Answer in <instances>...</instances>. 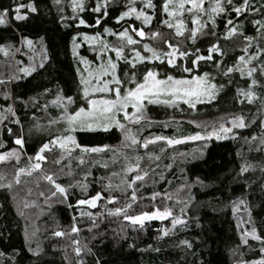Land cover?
Masks as SVG:
<instances>
[{
  "label": "trees",
  "instance_id": "1",
  "mask_svg": "<svg viewBox=\"0 0 264 264\" xmlns=\"http://www.w3.org/2000/svg\"><path fill=\"white\" fill-rule=\"evenodd\" d=\"M133 1L84 0L81 10L70 0H0V13L8 10L0 23V155L7 156L0 160V264H264V0H220L223 12L207 0L195 13L198 23L183 13L179 35L164 23L165 0H152L151 8ZM21 4L26 19L17 20ZM130 8L150 23L142 27L133 14L121 19ZM126 29L135 36L142 29L145 38L111 59L120 90L151 70L160 79L207 76L216 97L195 107H150L123 128L77 130L75 147L50 153L41 173L17 175L44 144L67 134L56 123L65 99L73 100L70 112L89 106L81 59L97 60L78 45L80 36L101 37L110 48ZM143 43L159 58L150 60ZM169 45L173 64L165 59ZM135 51L145 59L136 62ZM97 193L95 206L78 203ZM117 208L123 211L115 214ZM156 210L172 216L143 224L124 218Z\"/></svg>",
  "mask_w": 264,
  "mask_h": 264
},
{
  "label": "rangeland",
  "instance_id": "2",
  "mask_svg": "<svg viewBox=\"0 0 264 264\" xmlns=\"http://www.w3.org/2000/svg\"><path fill=\"white\" fill-rule=\"evenodd\" d=\"M83 1L84 0H70L72 9L80 8L79 6L74 7V4L80 5L83 3ZM108 1H111V0H99V4L101 6H104L107 4ZM206 1L207 0H203V4ZM135 2H136V0L133 1V3H135ZM178 3H179V0H172V2L169 4V10L174 11L175 15L174 16L168 15L169 17H168L167 21L175 29H177V27L182 24V27H181V34H182L184 32V24H183V20H182V15L185 11L189 12L188 9L191 8V4L185 3L184 8L180 9L178 7ZM144 4H146V6H147V1L144 2ZM140 12H142V11H140ZM198 12H200V10L192 9V11L190 13L195 14ZM137 13L138 12L136 11V12L130 13V15L133 14L134 17L137 18ZM191 19H192V22L194 19L197 20L196 14L194 16H192ZM139 20L143 23L141 25L142 27H146L150 23L149 22L148 24H145L143 16H141L139 18ZM126 30H128V34L131 35L133 37V39L136 41H137V36L139 38H142V39L145 38V35H144V37H140L139 35L135 36L129 32V29H126ZM117 37L119 39V41L116 42V43H118V46L110 47V48L107 47L105 40H103L101 37H96V36H91V35H81L79 38L80 41H79L78 45L80 46L81 44H86L88 46V50L94 54V56L97 60L96 63H92L87 58L81 59L82 60L81 63H82V67H83V72L81 74V81L83 80L85 82V83H82L83 93H84V89L87 88L88 92H89V94H88L89 100L99 101V100H106V99L107 100H115L116 99V95H115V91H114V89L116 87H113V88L111 87L112 83L114 82L113 81V75H112L113 69L111 67V64H114V62L111 59L120 60V58H122L124 49H126L127 51H130L129 49H131L132 45H133V44H127L126 39L121 38L119 36V34L117 35ZM142 45H143L142 46L143 50H145L146 52H149L148 50L145 49V45H148V44L143 43ZM75 46L73 47V49H75ZM148 47H149V45H148ZM116 48H120L122 50L121 55L119 57H117V54L115 51ZM109 50H111V51H109ZM131 50H133V49H131ZM110 52H112V53H110ZM171 52H173V50H171ZM134 54H135L134 57H136V58L133 57V59L137 62V60H139V58H137V51H135ZM167 54L165 56L166 60H168L170 58ZM149 55H150V58H149L150 60L153 59L154 57H158V55L156 53L154 56L152 51H150ZM175 56L176 55L174 54V57H171V58L174 59ZM110 62H111V64H110ZM193 77H199V76H193ZM193 77L190 79H186V80H192ZM201 77H204V85L203 86L206 87L208 89V91L212 94V97H214L216 95V93L218 92L216 86L214 88L212 87L213 83L209 80V78L207 76H201ZM157 79H160V78L157 76ZM166 79L167 78H163L160 80H166ZM105 81L108 82L109 88L113 89V91H109V92L94 91V89H96L98 87H102ZM137 83H143V80L140 82L134 83L133 86H131L129 88L121 90V96L125 95L127 90L134 89L136 87ZM186 87H196V85L194 83V84L188 85ZM191 99L193 100V103H195V105H197L198 103H201V102L211 101L213 98H210L208 95H204L200 98L199 101H197L194 97ZM165 101H168V102L166 103ZM72 103H73L72 99H65L64 100L65 110H61V113L59 114L58 118L56 119L57 120L56 123H58L60 125L59 127H57L58 131L61 130V132H67V134L64 136H58V137L52 139L51 142L46 143L49 145V149L46 150L44 153H42V155L44 157H46V159L37 160L36 159L37 154H36L33 161L30 162V168L29 169H20L18 171L17 175L31 174L32 172L40 171V169L43 168L46 164H50V156H49L50 153H55V152L57 154L59 152H62L63 154L67 153L71 148L75 147L76 142H75L74 132L77 130L92 132V131L107 130L111 127L119 128V126H117V124H116L117 120L123 126H127L130 123L137 122V117L140 116L141 114L145 113L150 107H157V106H160L163 104L166 106H169V107L176 106L180 103H184V104H187L188 106H190V104L184 102L183 98H174L170 94H164V93H161L158 95H152V96H149L148 98L143 99L141 102V107L139 108V110L134 109L132 107V105L129 104L127 108L122 109L120 111L113 109V113L109 114V113H104L102 111V109L104 107L103 105H97L93 108V114L92 115L81 117V119L86 121V123H89L92 125V127L89 128L87 126H81L79 122L75 125H70L68 123L67 117L76 112V111L75 112L69 111V108H70ZM89 108H90V105L88 106L87 109H85V111L88 112ZM125 112L128 113L127 118L125 117ZM109 116H114V119H107L106 117H109ZM128 120H130V121H128ZM126 121H128L127 125L125 123ZM240 123H241L240 121H236V122L231 121V124L233 126H238ZM105 125L107 126L106 129H105ZM231 127H232L231 125H226V126H224V130L230 132L232 130ZM220 130H221V128L218 131H220ZM214 134L216 136L219 135L218 132H215ZM68 137H71L72 139H68ZM130 138H131V141L134 140L133 134H130ZM61 144H63L64 146L61 147ZM39 150H38V152H39ZM37 163L40 164V168H38V169L34 167V165H36ZM119 165H121V164H119ZM117 168L120 169L122 167L117 166ZM126 168L130 169V168H128V166ZM39 173H41V171ZM49 182L52 183V185L55 187L56 183L54 181L51 180ZM171 216L172 215L170 213V215H166L163 219L154 218L151 220H164V219L169 218ZM146 221H149V220H145L144 222H146ZM138 224H140V223H138ZM259 262L264 263V259L259 261Z\"/></svg>",
  "mask_w": 264,
  "mask_h": 264
},
{
  "label": "snow or ice",
  "instance_id": "3",
  "mask_svg": "<svg viewBox=\"0 0 264 264\" xmlns=\"http://www.w3.org/2000/svg\"><path fill=\"white\" fill-rule=\"evenodd\" d=\"M171 2H172V0H165L163 8H164V11L169 16H174L175 12L169 10V4ZM230 2H231V0H229V3ZM185 3H190L191 4V8L188 9L189 12H191L192 9H197V10H201V11L203 10L202 9L203 0H179L178 7L180 9H183L184 6H185ZM77 6H79L81 8V10L83 9V5L82 4H80V5H75L74 4V7H77ZM147 6L150 7V8L153 7L152 0H147ZM244 6H247V0H245V5ZM23 7H25V6L23 4H21V5H18L14 9V11L16 13L15 19H17V20L26 19V15H21L20 14V9L23 8ZM28 7L30 8L31 11H33V12L36 11L35 7H33L32 5H28ZM224 10L225 9L220 4V0H217L216 7H214L212 9V11L213 12H223ZM7 11L8 10L5 9L3 13H0V23H4V17L7 15ZM94 11L99 12L100 11V6L98 5L94 9ZM235 11L237 13H239L241 11V9L240 8H236ZM133 12H136V9L135 8H130L129 11L128 12H124L120 18L123 19V17H126V16L130 15V13H133ZM141 16H143L145 24H148L150 22V20H151L150 16L146 15L143 12H138L137 13V19H139ZM80 23L83 24L84 21L81 20ZM97 23H99V20H97ZM164 23L167 24L168 27H172V25L170 23H168V21H165ZM193 23L194 24L198 23V21L196 19H194ZM228 23L231 24L232 22L229 21ZM181 27H182V24L180 26H178L177 29H176L178 35L181 34ZM235 32H236V29L235 28H231L229 30L228 35L231 36ZM136 34L139 35L140 37H144V35H145V33H144V31L142 29L137 30ZM153 35L155 36L157 34L154 33ZM195 35H196V30L193 29L192 30V36L194 37ZM119 36L121 38L126 39L127 44H135V43H137V41L134 40L133 37L128 34L127 30L119 33ZM169 47H173V52H170V53L167 54L170 57L169 60H168V63L169 64H173L174 60L171 57H174L175 48L172 45H169ZM145 49L148 50V51H152L153 55L155 56V51L153 49H150L148 47V45H145ZM115 51H116L117 57H119L121 55V51L122 50L120 48H116ZM210 51H218V49L215 46H213V48L210 49ZM180 55L184 56L185 53L181 52ZM137 57L139 58L140 61H143L145 59L144 57H141L139 53H137ZM157 58H159V57H157ZM201 59H205V58L204 57H197V60H201ZM208 59H211V56H209ZM241 59H243V57H241ZM110 64H111V62H110ZM193 64H196V61H193ZM134 66L135 65H133V67ZM111 67L113 69V73H112L113 81L117 85V87L114 89L115 95H116V99L115 100H107L106 99V100H99V101H97V100H89L88 104L90 105V108H89L88 112H86L84 108H80L74 114L69 115L67 117L68 123L70 125H75V124H77L79 122L81 126H87V127L91 128L92 125L89 124V123H86V121L82 120L81 117L82 116H90V115H92L93 114V108L95 106H97V105H103L104 107H103L102 111L104 113L111 114V113H113V109H116L117 111H120L122 109L127 108L129 104H131L134 109L139 110V108L141 107V102H142L143 99L148 98L149 96L158 95V94H161V93L170 94L174 98H183L184 102L190 104L191 107H195V103H193V100L191 99L193 97L197 101H199L200 98L202 96H204V95H208L210 98H214V97H212V94L208 91V89L203 86L204 85V77H193L192 80H186V79H174L172 76H168L166 80H160V79H157V73L153 72L151 70H149L144 75L143 83H137L136 87L134 89L127 90L125 95L121 96V90H120V87H119V85L121 84V81L115 75L116 65L115 64H111ZM183 71L189 72V71H192V69L186 67V68L183 69ZM228 71L231 72L232 69L229 68ZM205 75H207V74H205ZM249 75H251V73H249ZM82 83H85V82L82 80ZM194 83H195L196 87H186V86L192 85ZM255 83H256V81L253 80V84H255ZM212 87L214 88L215 85H212ZM94 91L109 92V91H113V89H110L109 86H108V82L105 81L102 87H98V88L94 89ZM88 94H89L88 89L85 88L84 89L85 97H87ZM69 99H71V98H69ZM249 99H251V94H249ZM165 102L167 103L168 101H165ZM127 116H128V113L125 112V117L127 118ZM106 118L107 119H114V116H109V117H106ZM116 124H117V126L123 128V125L120 124L118 120L116 121ZM238 126L239 127H244L243 122L241 121V123ZM106 127L107 126L105 125V129H106ZM196 138H199V133H197L196 136L191 137V139H196ZM68 139H72V138L68 137ZM157 139H164V138L163 137H159ZM167 142L169 144H173V143H179L180 141L168 140ZM15 143L22 146L23 145V140L18 138V139H16ZM133 143H136V141L133 140ZM63 146L64 145L61 144V147H63ZM48 149H49V145L48 144H44L40 148L39 152L37 153L36 159L37 160L46 159V157H44L42 155V153H44ZM100 150L101 149H99V148L90 149V151H92V152H98ZM86 151H88V149H86ZM5 159H7L6 155H0V160H5ZM81 162H83V161H81ZM34 167L38 169V168H40V164L37 163L36 165H34ZM46 179L51 181L52 177L51 176H47ZM142 179H143V177L140 176V175H137L135 177V180H142ZM55 188L57 189V191L59 193L66 195V190L61 185L56 184ZM53 195H55V193H53ZM135 198H136L135 197V193H133L132 199L135 200ZM98 199H100V194L99 193H97V195L95 197H93L91 200H79L78 203L79 204H91L92 206H95L96 201ZM122 211H123L122 209L117 208V209H115V214H120ZM110 214H112V213H110ZM166 215H170V213L167 210H165L164 212H160L159 210H157V211H154V212H151V213L144 212L141 215H137V216L125 215L124 218L126 220H129V221L133 222V223L143 224V222L145 220H151V219H154V218L163 219ZM72 231L76 232L77 229L75 227H73ZM54 235L61 236V235H63V233L56 232V233H54ZM253 236L256 239H260L259 237H256L254 235V232H253ZM79 251L80 250L77 249V253H79Z\"/></svg>",
  "mask_w": 264,
  "mask_h": 264
}]
</instances>
